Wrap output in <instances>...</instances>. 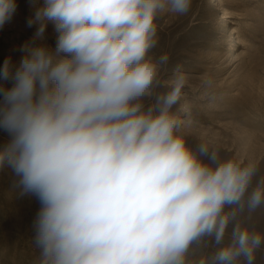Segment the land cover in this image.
<instances>
[{"label":"clouds","instance_id":"9594fccd","mask_svg":"<svg viewBox=\"0 0 264 264\" xmlns=\"http://www.w3.org/2000/svg\"><path fill=\"white\" fill-rule=\"evenodd\" d=\"M192 3L29 0L33 43L0 66V169L40 203L39 264H186L205 240L215 250L200 264H255L264 236L240 217L264 206V178L252 188L255 163L188 146L172 111L185 75L165 84L169 57L149 56L158 16ZM16 8L0 0V28ZM49 24L55 47L35 44Z\"/></svg>","mask_w":264,"mask_h":264},{"label":"rangeland","instance_id":"374dc122","mask_svg":"<svg viewBox=\"0 0 264 264\" xmlns=\"http://www.w3.org/2000/svg\"><path fill=\"white\" fill-rule=\"evenodd\" d=\"M16 3L11 20L0 28V66L9 57L18 64L21 46L33 43L35 26L29 28L27 19L34 10L29 0ZM155 23L158 43L149 56L169 57L161 81L170 82L178 68L186 78L172 111L184 122L182 134L188 146L195 149L206 143L222 159L255 163V188L264 178V0H193L188 14L162 13ZM56 36L49 24L44 41L35 44L55 47ZM9 139L0 129V145ZM18 179L10 168L0 169V264H39L32 237L40 203L32 194L20 195L14 186ZM240 219L243 226L264 236V206L250 219L247 211ZM214 250L207 240L194 244L186 264H200ZM255 264H264V246L257 251Z\"/></svg>","mask_w":264,"mask_h":264}]
</instances>
